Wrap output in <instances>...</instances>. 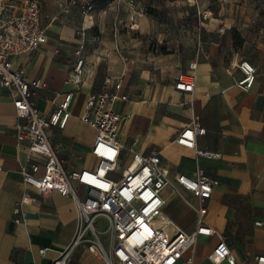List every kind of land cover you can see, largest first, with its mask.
I'll list each match as a JSON object with an SVG mask.
<instances>
[{"label":"crops","instance_id":"0c3cea01","mask_svg":"<svg viewBox=\"0 0 264 264\" xmlns=\"http://www.w3.org/2000/svg\"><path fill=\"white\" fill-rule=\"evenodd\" d=\"M80 1L48 0L41 10L47 42L17 56L14 63L15 68L26 67L30 80L41 78L46 83L30 97L41 112L52 111L66 93H75L66 127L49 130L64 169L95 166L91 147L96 131L81 116L90 94L114 89L121 82L119 93L128 99H118L110 107L124 116L119 135L122 156L129 157L130 148L143 154L159 151L174 184L162 191L165 213L181 228L192 230L196 212L191 204L203 203L208 208L207 221L226 236L237 258L243 264H256L254 258L264 254V233L254 223L264 219V0H198L193 29L184 31L165 53L136 49L123 54L115 45L119 55L109 58L101 55L109 48L92 50L87 44L84 83L77 85L70 71L78 43L75 30L82 21ZM67 4L68 10L62 12ZM105 4L108 8L101 10L115 11L116 19L126 6L118 0L98 6ZM126 10L129 25L138 30L139 14L133 17ZM204 10H209L208 17L198 12ZM235 31L243 38L240 46L235 45ZM242 59L257 68L256 81L247 91L237 85ZM194 62L195 72L190 67ZM193 72L194 91L176 89L178 76ZM192 121L206 129L197 136V147L219 157L199 156L195 148L177 142L180 131ZM16 122L13 98L0 83V264H51L75 237L78 212L70 197L24 182L21 165L39 162L38 174H42L45 158L18 148ZM198 169L218 180L203 201L174 181L175 175L195 176ZM75 186L84 190L78 183ZM25 193L30 196L22 201ZM18 206L20 214L15 213ZM204 241L211 250L217 237ZM44 248L47 251L42 254ZM68 264L104 263L81 243Z\"/></svg>","mask_w":264,"mask_h":264},{"label":"built area","instance_id":"2783aa9c","mask_svg":"<svg viewBox=\"0 0 264 264\" xmlns=\"http://www.w3.org/2000/svg\"><path fill=\"white\" fill-rule=\"evenodd\" d=\"M103 1L106 0L80 1L82 21L75 30L78 43L70 71V77L77 85L84 83L88 41L98 38L92 32L91 19ZM118 1L131 10L133 17L139 14L135 8L137 0ZM187 1L198 6V0ZM41 10L40 0H0V83L8 89L16 108L18 148L26 147L29 153L45 158L42 174H38L39 162L21 165L24 182L38 189L58 191L70 197L77 208L76 235L51 264H68L81 243H85L104 264H243L226 236L207 221L208 208L203 203L191 204L196 212L192 230L181 228L165 213L166 200L162 191L174 184L169 170L162 165L159 151L143 154L130 148V156H122L124 144L119 135L124 116L110 107L118 99H128L126 94L119 93L121 82L116 83L114 89L90 94L81 116L96 131L91 147L96 158L95 166L64 169L49 130L55 126L66 127L72 116L71 103L75 93H66L52 111L41 112L30 102V97L36 89L45 88L46 83L41 78L30 80L26 67H14L17 56L38 49L48 40L47 29L41 22ZM62 10L67 11L68 4ZM198 12L208 17L206 11ZM131 27L134 28V24ZM190 67L195 72L197 63H191ZM238 68L242 78L237 85L247 91L256 81L257 68L247 59L239 61ZM194 72L180 74L176 89L193 92ZM205 132L201 124L192 121L180 131L176 140L181 145L195 148L199 156L219 157L217 152L197 147V136ZM174 181L200 201L208 198L218 184V180L209 177L202 169H198L195 176L177 174ZM75 183L84 190L79 191ZM174 192H178L176 187ZM29 196L25 193L22 201ZM15 213H21V206ZM20 221L21 218L17 217L16 222ZM254 223L264 233V219ZM214 236L217 242L213 250L200 255V245L208 243L204 239ZM46 251L44 248L41 253ZM254 259L256 264H264V254Z\"/></svg>","mask_w":264,"mask_h":264},{"label":"rangeland","instance_id":"374dc122","mask_svg":"<svg viewBox=\"0 0 264 264\" xmlns=\"http://www.w3.org/2000/svg\"><path fill=\"white\" fill-rule=\"evenodd\" d=\"M40 1L45 10V4L48 0ZM108 6V4L98 6L94 11L93 20L95 24L91 22V26L92 32L98 38H90L88 45L92 50L105 51L109 48L110 52L98 53V55L101 54L103 57L109 58L119 55L115 45L123 54L126 50L136 49L159 50L161 53H165L170 46L169 44L178 41L184 31L193 29L194 15L197 14L196 6H189L185 0H137L135 8L139 12L137 20L139 29L136 30L135 28L131 29L129 25L130 19L128 10H126L128 7L121 8L120 16L116 19L115 11L105 13L104 10H101L107 9ZM204 11L207 12V15L210 14L209 10ZM97 24H99V28ZM115 29L118 30L117 36L114 35L117 32ZM117 41L120 44H115ZM214 246L209 250L207 245H200V254L205 255L212 251Z\"/></svg>","mask_w":264,"mask_h":264},{"label":"trees","instance_id":"16d2710c","mask_svg":"<svg viewBox=\"0 0 264 264\" xmlns=\"http://www.w3.org/2000/svg\"><path fill=\"white\" fill-rule=\"evenodd\" d=\"M234 39H235V45L236 46H240L243 43V38L241 37V35L235 31L234 33Z\"/></svg>","mask_w":264,"mask_h":264}]
</instances>
